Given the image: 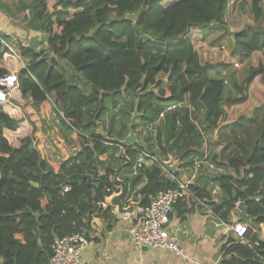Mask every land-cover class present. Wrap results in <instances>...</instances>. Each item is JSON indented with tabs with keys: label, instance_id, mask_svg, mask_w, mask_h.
I'll list each match as a JSON object with an SVG mask.
<instances>
[{
	"label": "trees",
	"instance_id": "obj_1",
	"mask_svg": "<svg viewBox=\"0 0 264 264\" xmlns=\"http://www.w3.org/2000/svg\"><path fill=\"white\" fill-rule=\"evenodd\" d=\"M233 2L56 0L48 6L46 0H17L18 10L27 11L25 30L40 31L44 45L40 49L35 44L11 46L0 38V78L8 73L4 56L13 50L24 64L18 71V86L26 102L48 111L51 97V111L58 121L76 129L80 150L54 170L70 176L86 172L87 166L94 170L102 167L104 194L115 191L109 180L113 168L100 159L110 149L112 156L114 145L101 138L92 118L101 94L97 120L104 123L102 116L110 108L117 109L110 112L105 128L109 136L123 138L139 88L145 92L139 104L142 125L163 117L154 135L161 155L183 153L188 163L207 156L219 164L220 147L210 151L207 131L245 117L250 123L252 115L257 122L264 113V27L235 32L228 27L237 24L242 13L259 25L264 9L260 0H236L233 11ZM214 28L224 32L209 40L208 31ZM237 61L247 65L240 80L230 70ZM150 87L152 91H148ZM184 100L187 104L166 109ZM260 126L264 136V122ZM16 128L17 122L0 104V264H49L55 237L85 232L92 215L108 219L111 206H97L92 188L79 177L63 192L64 180L56 173H44L48 163L33 137L16 145L3 135L4 129ZM150 138L147 135L144 140L153 149ZM126 154L131 164L119 177L141 193L143 203L149 194L176 186V181L162 173L160 164L139 169L130 179L136 152L127 148ZM228 162L234 174L201 175L190 185V196L206 201L227 224L238 216L236 203L246 201L247 213L259 217L249 224L245 238L257 244L227 240L221 264H264V240L259 241L257 235L259 225H264V140L255 139L245 159L236 157ZM203 182L219 185L222 200L212 201ZM44 198L47 204L42 208Z\"/></svg>",
	"mask_w": 264,
	"mask_h": 264
},
{
	"label": "crops",
	"instance_id": "obj_2",
	"mask_svg": "<svg viewBox=\"0 0 264 264\" xmlns=\"http://www.w3.org/2000/svg\"><path fill=\"white\" fill-rule=\"evenodd\" d=\"M11 61L13 62V60ZM17 61L21 62L20 60ZM48 101L49 110L44 111L33 103H27L26 98L22 96L18 87L9 96V103H4L2 107L6 112L7 107L13 105L18 117V119L14 117L13 119L16 122H24L28 126L30 131L29 137L34 138V145L38 148L42 158L48 165L56 169L61 163L68 160L72 153L80 150V144L79 138L76 135V129L66 123L61 124L55 113L51 111V108L54 109L52 98L49 97ZM107 104L109 105V101ZM116 110L110 108L102 116L106 127L109 125L108 117L112 114L110 112H116ZM162 118V116L159 118V124ZM257 118V121L260 122L264 118V113L260 114ZM140 119L139 117L135 121V130L140 138L145 139L147 138L143 133L145 126L142 125ZM198 119H200L199 116ZM242 120L239 119L236 122ZM248 123L244 126V129L245 134H247V129L250 131L252 134L250 137L248 135L243 137L241 132H234L232 134L227 129H224L226 125L224 123L215 130L207 131L205 135L210 151L214 152L218 146L220 147L218 150V160L228 162L236 157L241 160L247 157L257 136V132L253 128L255 123ZM13 131L4 129L3 135L9 137ZM97 131H100L99 126ZM245 138H248V140ZM149 140L153 144V149L159 148L155 139L150 138ZM130 149L135 150V148ZM113 150L112 156H109V153H111L110 149L106 154L100 156V159L106 160L108 165L115 169L123 161L121 157L122 148L114 145ZM168 154L173 155L174 158H179V165L188 163L187 160L189 158L184 157L183 153L178 155L168 151L162 154V157L167 158ZM96 170L99 177L105 173V169L102 167H98ZM204 172L206 171H201L200 174ZM169 173L167 171L164 172L165 177ZM207 173L211 176L218 175H213L210 172ZM109 180L114 190H116L115 188H118V185L113 182V175L109 177ZM125 182L127 187L129 186L130 191H135L131 189L130 182ZM203 183L202 186L210 193L212 201L219 202L222 200L224 194L219 185L213 182ZM139 187H137V190ZM124 202L126 203V198ZM46 204L47 200L45 198L42 199V208ZM96 204L98 206V202ZM237 204L238 216H234L233 220H238L240 216ZM109 211V217L105 220L93 214L89 220V227L85 232H82L89 239V244L82 251V264H221L223 260V246L228 245L227 240L234 239L233 234L226 228L228 224L222 222L213 213L211 206L206 201H200L193 195L188 197L187 200L182 201V203H178L177 206L175 205L169 215L168 227L177 235L184 249V253L181 255L163 248L151 249L134 245L130 241L128 222L116 215L113 207ZM87 214L86 212L85 215ZM247 224L249 225L250 223ZM259 227L258 232L264 231L263 224H260Z\"/></svg>",
	"mask_w": 264,
	"mask_h": 264
},
{
	"label": "built area",
	"instance_id": "obj_3",
	"mask_svg": "<svg viewBox=\"0 0 264 264\" xmlns=\"http://www.w3.org/2000/svg\"><path fill=\"white\" fill-rule=\"evenodd\" d=\"M15 57L19 59L13 50L4 56L8 73L0 78L1 105L4 103L8 104L9 96L12 91L18 89V70L23 68L24 64L22 63V66L18 70L16 68H11L9 62H12L11 60L17 61ZM234 66L238 67L239 64L235 63ZM185 104H187V100L175 102L166 106V109L173 110ZM6 113H8L10 117L18 119L13 105H9V107H7ZM57 114L60 117H63L61 112H58ZM159 121L160 119L148 126H145L143 133L154 139ZM29 132V128L24 122L17 121L16 130L11 132L9 137H5L14 144L19 145L21 140H23L25 136L29 135ZM135 152L136 156L131 166V170L128 173L129 178L134 177L139 169L149 167L153 164H159L155 155L148 154L137 148H135ZM180 169L188 176V181L181 182L177 175L169 173L168 176H170L171 180L176 181V186L158 190L155 193L149 194L147 196L146 203L142 202L141 193L135 192V204L126 216L121 217L128 222L127 226L130 241L134 245L151 249L163 248L180 255L184 253V249L181 246L177 235L168 227L169 215L179 200L191 195L190 182L198 172L206 171L212 173L213 175L222 174L226 172V167L214 163L210 161L207 156H204L201 159H194L191 163L180 165ZM62 190L63 192L69 191L70 185L64 184L62 186ZM98 205L102 209L108 207V204L103 200L100 201ZM226 228L233 234L236 242L247 246L257 244V241L251 244L245 238L246 230L249 228L247 223L235 220L234 223L228 224ZM257 235L259 241L264 240V231H257ZM88 244V237L81 232L55 237L51 244L49 264H82V251Z\"/></svg>",
	"mask_w": 264,
	"mask_h": 264
},
{
	"label": "water",
	"instance_id": "obj_4",
	"mask_svg": "<svg viewBox=\"0 0 264 264\" xmlns=\"http://www.w3.org/2000/svg\"><path fill=\"white\" fill-rule=\"evenodd\" d=\"M148 91H152V87H150ZM100 93H102V91H100ZM144 93L145 92L142 91V88H139L136 91L137 100L134 109L131 112L129 121L126 125L127 133L124 135L123 138H119L117 136H109L108 132L106 131L104 123L100 120H97L98 114L101 111V94L99 96L100 98L99 108L92 118L93 123L100 127L101 138L105 142L120 146L122 148L121 157L123 161L115 169H113V182L116 185H118V190L112 191L110 194L105 195L102 190V179L97 175V170H94L89 166H87V172L75 173V174H71L70 176H66L64 173L60 171L56 172L52 166L48 165L44 170V173H48V172L56 173L68 185L73 184L74 179L76 177L85 179L87 185L90 186L93 190L94 200L98 203L102 200L106 202L109 206L114 208L115 214L118 215L119 217L126 216L136 202L134 200L135 191H130L127 187L126 182L123 179H120L119 177V173L131 164V159L126 154L127 148H137L148 154L155 155L159 164L162 166V170H163L162 173L166 171L170 172L174 175H177L181 182H187L188 177L180 169L179 158H174V156L171 154H168L167 158H163L160 151L158 149H150L146 141L140 138L135 130L134 126L136 124L135 122L136 119L139 117L141 118L143 115L142 113L139 112V104H140V98ZM218 163L221 165L223 164L226 167V172H225L226 175L229 176L231 175L232 172H235V170L229 165V162L218 160ZM201 175H206L211 178L213 177L207 172H204L203 174H198L190 182V185H195L198 178ZM31 184L33 186H36L35 182L31 181ZM125 198H126V203L124 202ZM251 199H254V197H252ZM237 207L240 210V216L238 218L239 222L251 223L252 221H256L258 219L259 216H252L247 213L246 201L238 202Z\"/></svg>",
	"mask_w": 264,
	"mask_h": 264
},
{
	"label": "rangeland",
	"instance_id": "obj_5",
	"mask_svg": "<svg viewBox=\"0 0 264 264\" xmlns=\"http://www.w3.org/2000/svg\"><path fill=\"white\" fill-rule=\"evenodd\" d=\"M55 1L56 0H46V3L48 4V6H51L54 4ZM260 1H261V6L264 9V0H260ZM16 2L17 0H0V38L3 39L4 42L8 43L11 46H18L19 44H23V45L35 44L36 48L40 49L41 46L44 45L42 42L43 35L41 34L40 31L28 32L27 30H25L24 15L27 13V11L25 12L19 11ZM233 4L234 5L232 9L233 11H235L236 0H234ZM235 20H236V15L233 16L232 22H234ZM260 25L261 27H264V19L261 20L260 24L258 25L257 22L251 20L247 15L242 13V15H240V20L238 19V23L233 24V25L232 23L231 24L229 23L228 27L230 31L235 32L244 27H250L252 29L257 30V29H260ZM223 32L224 30L221 28H214L208 31L207 35L210 40L214 38L215 35L220 36V34H223ZM251 36L253 37V35ZM15 59L17 58L15 57ZM237 62L239 66L238 67L232 66L231 67L232 69L230 68V70H233L235 79L237 78V80H240L242 76L245 74L247 65L245 63L242 64L240 61H237ZM9 65L11 68H16L18 70L22 66V62L13 61V62H9ZM226 71L227 70H225V72ZM227 74L228 73L226 72V75ZM228 85L229 86L231 85L230 81H228ZM252 117H253L252 123H254L256 121V116L252 115L249 118H252ZM263 122L264 121H260V122L257 121L255 122V125L253 126L254 130L257 132L256 139L259 138L261 140H264V136L263 135L261 136V130H263V128L260 126L261 124H263ZM247 123L248 122L245 120H242L240 122L235 121L230 124H226L225 128L224 127L223 128L225 130L227 129L232 134L234 132L235 133L241 132L243 137L247 135L250 137V135L252 134L250 133L248 129L246 131L247 134H245L244 126H246ZM27 136H25L24 138H26ZM245 139L248 140V138H245Z\"/></svg>",
	"mask_w": 264,
	"mask_h": 264
},
{
	"label": "flooded vegetation",
	"instance_id": "obj_6",
	"mask_svg": "<svg viewBox=\"0 0 264 264\" xmlns=\"http://www.w3.org/2000/svg\"><path fill=\"white\" fill-rule=\"evenodd\" d=\"M145 126H148V125H145ZM143 139V138H142Z\"/></svg>",
	"mask_w": 264,
	"mask_h": 264
},
{
	"label": "clouds",
	"instance_id": "obj_7",
	"mask_svg": "<svg viewBox=\"0 0 264 264\" xmlns=\"http://www.w3.org/2000/svg\"><path fill=\"white\" fill-rule=\"evenodd\" d=\"M19 87V86H18Z\"/></svg>",
	"mask_w": 264,
	"mask_h": 264
}]
</instances>
